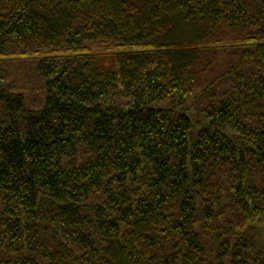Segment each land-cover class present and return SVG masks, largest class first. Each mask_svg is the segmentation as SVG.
I'll list each match as a JSON object with an SVG mask.
<instances>
[{
	"label": "trees",
	"instance_id": "16d2710c",
	"mask_svg": "<svg viewBox=\"0 0 264 264\" xmlns=\"http://www.w3.org/2000/svg\"><path fill=\"white\" fill-rule=\"evenodd\" d=\"M16 56L0 264H264V0H0Z\"/></svg>",
	"mask_w": 264,
	"mask_h": 264
},
{
	"label": "rangeland",
	"instance_id": "374dc122",
	"mask_svg": "<svg viewBox=\"0 0 264 264\" xmlns=\"http://www.w3.org/2000/svg\"><path fill=\"white\" fill-rule=\"evenodd\" d=\"M36 63L35 60L17 56L0 60V82L6 90L22 92L27 106L32 109L39 108L45 98L44 88L36 71ZM1 119L0 110V121ZM258 225L264 233V217Z\"/></svg>",
	"mask_w": 264,
	"mask_h": 264
}]
</instances>
